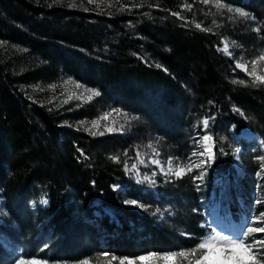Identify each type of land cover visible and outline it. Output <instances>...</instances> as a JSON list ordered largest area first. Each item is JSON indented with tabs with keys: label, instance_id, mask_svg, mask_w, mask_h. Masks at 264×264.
<instances>
[{
	"label": "trees",
	"instance_id": "1",
	"mask_svg": "<svg viewBox=\"0 0 264 264\" xmlns=\"http://www.w3.org/2000/svg\"><path fill=\"white\" fill-rule=\"evenodd\" d=\"M220 1L242 5L243 0ZM74 2L0 0V41L23 50V56L0 61V198L6 212L0 233L21 247L24 257L48 262L90 261L103 253L134 258L191 250L203 235L199 214L188 209L186 227L175 232L174 221L171 227L168 218L155 222L147 210L125 203L147 194L124 176L121 161L131 153L132 136H91L64 124L93 119L108 107L155 124L153 117L159 115L167 119L164 136L175 148L185 116L211 117V171L227 188L216 201L229 199L232 209L234 170L216 135L221 126L237 133L247 124L264 146V85L250 86L216 52L226 24L219 17L215 23L206 20L195 0H115L96 11L75 9ZM19 61L23 69L14 71ZM59 76L101 95L76 108L52 109L19 91L20 85L50 84ZM241 80L245 83H233ZM180 109L187 114L180 115ZM240 116L245 121L237 124L234 118ZM249 162V156L243 159L246 171ZM116 183L122 184L117 192ZM185 186V179L165 185L169 198L176 199L174 219L183 211L184 199L176 196ZM39 191L47 203L30 211L27 201ZM10 261L0 244V264Z\"/></svg>",
	"mask_w": 264,
	"mask_h": 264
},
{
	"label": "rangeland",
	"instance_id": "2",
	"mask_svg": "<svg viewBox=\"0 0 264 264\" xmlns=\"http://www.w3.org/2000/svg\"><path fill=\"white\" fill-rule=\"evenodd\" d=\"M243 0L242 5H233L223 3L224 8H217L215 0H210V3L205 5L202 0H195L196 3L200 4V14L204 15L206 20L214 21L219 17L221 21L226 24L227 29L223 30L222 37L219 39V45L216 47V52L223 55L232 63V67L239 72V74L246 78L249 85L252 87L260 86L259 84L254 85L252 81L255 77L248 75L253 67L256 69L257 75H264V60H259L260 55H264V0ZM73 2V1H72ZM115 0H95L94 3H89L88 0H76L71 4V7L79 10H102L103 8L112 5ZM239 8L249 14V17H239L234 11L228 9ZM177 17V16H175ZM178 18V17H177ZM181 19V18H178ZM198 22H196L197 24ZM229 27V28H228ZM1 42V41H0ZM228 44L229 55L223 51L224 45ZM23 56V50L20 48L8 46L4 43H0V61H10L13 57ZM256 60V64L253 65L251 62ZM241 62L246 65L247 72L242 69L236 68V63ZM23 62H18L13 66L14 71H21L23 69ZM235 76V75H234ZM77 82L65 76H59L56 81L50 84L31 83L28 85H20L19 91L28 100L35 102L39 105L48 106L52 109H58L61 107L76 108L80 105L87 104L85 97L89 95L86 91L87 88L84 85L77 87ZM81 85V84H79ZM67 101V102H66ZM116 108V107H115ZM113 108H105L104 111H100L99 115L93 119H82L76 122L65 123L64 125L76 129L80 128L86 134L93 136L91 133L103 132L104 134H128L131 138L130 143L131 153L129 156H124L121 163L123 167L124 176L128 182L134 184L142 192H145V196L142 198L134 199L139 205L143 207L129 205L131 209L145 212L147 210L149 216L155 222H162L168 218V226L171 227L173 224V230L180 232L183 227H186V220L184 218L188 216V209L191 214L200 215L201 221L198 222L199 228L203 230V235L197 240L195 248L203 239L209 235H222L229 236L230 238H242L241 233L246 230V227L251 222L252 218L258 215L260 212H264V204H255L256 199L264 200V175L257 176L256 173L261 171V164L264 161L258 160V157L264 156V146L260 137L252 132L247 124L239 129L237 133L234 132L233 128L227 127L224 130V126L219 127V133L216 135V140L219 142V146L223 150L230 154L231 164L234 170L233 182L234 191L231 196H234L236 207L231 209L229 199L223 202L217 203V199L222 197L227 190L224 181L212 174L211 167H205L206 175L203 182H193L191 176L198 174L199 170H194L191 174H186L182 178H175L174 176H166L160 168L163 167L166 172L168 169L167 161L169 157L173 159V168L179 164L183 166L189 162L191 153L195 150L197 152L202 151V147L197 145L195 142L199 140L203 135L209 136L211 132V119L207 129L204 128L202 121L211 117L201 116L197 118V115H191V117L185 116L177 130V136H179V144L175 148H171L173 141L165 139L164 133L167 128V119L163 120L159 115L153 117L156 124L152 121H147L144 116L136 115L126 111H121L118 115L112 112ZM178 110V108H176ZM214 110V109H211ZM106 112H111L107 120L101 117ZM207 112V111H206ZM181 113L187 114L185 109H180ZM207 113L212 114L209 110ZM124 114H127V118ZM136 117V119H131ZM98 120V127H93L91 121ZM237 124L238 122H244L241 116L234 118ZM83 122V123H81ZM167 124V125H166ZM113 127L119 129L118 131L108 132L107 127ZM123 126V127H121ZM163 126V127H162ZM99 136V134H97ZM201 143H203L201 141ZM209 146L214 148L213 140L209 142ZM151 145V147H149ZM153 148L156 150V155L153 152ZM238 150V151H237ZM137 153L140 154V159L145 161L141 164L137 159ZM249 156L250 162L248 171L245 170V164L243 159L246 160ZM152 159H158L161 161V165L151 164ZM195 162H199L204 157H191ZM125 163L128 165V170L125 169ZM135 163L137 168L133 170L131 165ZM212 163V162H211ZM156 172L157 176L154 177L156 180L155 185L149 182L137 183V175L141 178L143 175H152V172ZM251 173V174H250ZM179 179L186 181V189L182 192L178 199L184 201L180 202L181 211L179 217L173 218L174 209L177 207L176 199H172V194L167 195L170 190L165 187L168 183H175ZM201 185L200 190H197L196 184ZM191 184V191H188V187ZM119 185L116 190L114 186ZM113 186L115 192L121 190L122 184L116 183ZM214 187L215 193H211ZM176 193V192H175ZM230 194V193H229ZM215 201L209 204V201ZM44 195L39 191L33 198L27 201V206L30 211H34L38 207H43L46 203ZM128 201V200H127ZM232 211V213H231ZM185 213V214H184ZM109 219L113 220L111 213L106 211ZM190 215V214H189ZM182 216V217H181ZM6 219V212L3 206V200L0 198V224H4ZM215 229V232H213ZM183 234V232H182ZM264 237V233L256 234V239ZM0 244L9 252L11 261L9 264H16V261L20 258L26 260H38L45 262V264H82L83 261H87L88 264H119V258L117 260H111V255L94 256L90 261L82 260L76 263H65V262H48L46 260L27 258L23 256V249L16 244L12 243L7 237L0 233ZM206 250H198L197 256L202 254ZM150 253V252H147ZM147 253L141 254L146 255ZM139 255V256H141ZM218 253H213L210 258L209 264H213ZM137 256V257H139ZM129 258V257H128ZM135 258V257H134ZM136 264H188L187 260L181 257H177L174 260H148V261H136Z\"/></svg>",
	"mask_w": 264,
	"mask_h": 264
},
{
	"label": "snow or ice",
	"instance_id": "3",
	"mask_svg": "<svg viewBox=\"0 0 264 264\" xmlns=\"http://www.w3.org/2000/svg\"><path fill=\"white\" fill-rule=\"evenodd\" d=\"M89 3H94L95 0H88ZM202 3L207 5L210 3V0H202ZM215 4L217 8H224L225 5H223L220 0H215ZM185 7L187 9H191V4H186ZM229 11H234L239 17H249V14L245 11H242L239 8L236 9H228ZM171 15L177 16L178 18L183 19V17L180 16L179 12H172ZM215 23V21H213ZM197 28H201V24L197 23L195 25ZM207 31L208 29H204ZM3 43V42H0ZM223 51L231 55V53L228 51V44L225 43ZM259 60H264V55H260L258 57ZM253 65L256 64V60H253L251 62ZM157 67H160L159 64L156 65ZM236 68L242 69L245 72H247L246 65L241 62L236 63ZM250 76L255 77V79L252 81L254 85H264V75H257L256 69L253 67L251 72L247 73ZM233 83H245L244 81H233ZM77 87H82V85L77 84ZM86 91L89 93L85 97L87 101H91L94 97H99L101 95V92L94 89V88H87ZM67 102V101H66ZM236 111H239V109H236ZM112 112L120 115L121 109L119 108H113ZM111 112H106L101 117L104 120H107L109 116L111 115ZM127 118V114H124ZM131 119H136V117H131ZM210 119H205L202 121L203 126L205 129L209 127ZM83 123V122H81ZM91 124L93 127H98L99 121L93 120L91 121ZM123 127V126H121ZM108 132L118 131L119 129L113 128L111 126L107 127L106 129ZM93 136L99 134L104 135L103 132L91 133ZM212 139L211 136L205 134L203 135L199 140H197L195 143L202 147V151L197 152L193 151L191 153V157H204L205 159H200L199 162H195L189 157V162L183 166H180L177 164L175 166V169L173 168V159L169 157L167 164L168 169L165 172L164 168L161 167L160 171L166 175V176H174L175 178H182V176L186 174H191L194 172V170H199L198 174H193L191 176L193 182H203L205 179L206 171L204 170L205 167H211L212 163L215 160V154L213 152V148L209 146V141ZM201 141L203 143H201ZM151 147V145H149ZM79 151V149H78ZM238 151V150H237ZM153 152L156 155H159V153H156V150L153 148ZM81 155L83 156L84 153L81 152ZM113 160H117V157H111ZM137 159H139L141 164H144L145 161L143 159H140V154L137 153ZM258 160L264 161V156L258 157ZM151 164L160 166L161 161L158 159H152ZM131 168L135 170L137 168V165L133 163L131 165ZM125 169L128 170V165L125 163ZM257 176L264 175V163L261 164V171L256 173ZM157 176V173L154 171L152 172V175L149 176L147 174L143 175L141 178L139 175H137V183H143V182H149L152 185H155L156 180L154 177ZM119 185L114 186V190L118 188ZM197 190H200L201 185L199 183L196 184ZM42 203H47V201H41ZM126 204L133 205V206H139L143 207V205H139L136 200H128L125 201ZM255 204L260 205L264 204V200L256 199ZM213 232H215V229H213ZM258 233H264V212H260L258 215L254 216L251 220V222L246 227V230L241 233L242 238H230L229 236H222V235H209L205 239H203L195 248L187 251H179V252H168L164 254H158L155 252L147 253L146 255H141L139 257L135 258H128L123 257L119 258V264H136V261H148V260H158L162 259L165 261L168 260H174L177 257L184 258L187 260L188 264H209L210 258L212 257L213 253H218L219 255L216 256V259L213 261V264H264V237H261L259 239H256V234ZM198 250H206L199 256ZM103 255L107 256L108 253H103ZM118 258L116 256H112L111 260H117ZM16 264H45V262L38 261L35 259L32 260H26L24 258H20L16 261ZM82 264H88L87 261H83Z\"/></svg>",
	"mask_w": 264,
	"mask_h": 264
}]
</instances>
